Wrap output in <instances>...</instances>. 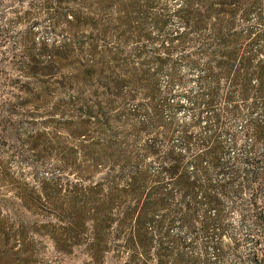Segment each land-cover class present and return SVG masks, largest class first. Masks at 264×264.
I'll list each match as a JSON object with an SVG mask.
<instances>
[{"label": "trees", "instance_id": "1", "mask_svg": "<svg viewBox=\"0 0 264 264\" xmlns=\"http://www.w3.org/2000/svg\"><path fill=\"white\" fill-rule=\"evenodd\" d=\"M94 1L100 13L115 14L111 23L90 25L98 34L106 38L115 26L124 39V28L136 23L134 38L148 40L139 22L154 0ZM67 15L63 17L68 22L78 19ZM172 19L177 29L170 33ZM155 22L156 47L162 52L156 55V88L153 83L147 88L152 97L156 95V119L165 107L182 106L161 92L157 73L172 50L193 45L197 46L193 54L204 61L196 77L202 91L190 104L203 108L208 130L199 131L201 121L196 118L174 134L156 135V193H150L156 199L148 196L141 204L112 213L118 200L136 194L137 174L128 188L109 193L100 202L92 191L72 194L64 207L66 217L59 219L62 226L50 236L58 250H67L63 246L68 242L82 245L91 239L86 243L89 252L101 263L112 252L114 257L127 253L123 264H145L138 263L139 256L150 253L154 243L156 264H264V0H156ZM91 50L97 53L94 46ZM103 53L118 62L116 52ZM37 63L28 57L25 66L30 74L37 73ZM190 63L200 65L197 58ZM120 65L116 69L104 62L83 76L94 84V104L84 103L81 109L84 126L92 119L106 124L107 110L124 112L125 102L135 98L130 83L139 85L144 73ZM168 83L179 84L181 79L172 74ZM169 138L176 139L158 145ZM86 143L84 139L81 144L88 152L95 144ZM89 155L95 165L107 158L97 151ZM50 189L41 183L39 200L55 195ZM155 211L156 225L149 231L148 216L154 217ZM22 252L25 249L0 247V264H26L14 258Z\"/></svg>", "mask_w": 264, "mask_h": 264}, {"label": "rangeland", "instance_id": "2", "mask_svg": "<svg viewBox=\"0 0 264 264\" xmlns=\"http://www.w3.org/2000/svg\"><path fill=\"white\" fill-rule=\"evenodd\" d=\"M82 1L0 0V247L25 249L14 258L26 264L125 263L127 253L114 257L112 252L97 262L86 244L91 239L82 245L68 242L63 246L67 250L56 248L50 231L58 233L62 226L59 219L66 217L63 211L70 196L92 191L100 202L107 194L128 188L137 174L136 194L118 200L112 213L117 215L119 209L138 201L141 204L148 196L156 199V194L150 195L156 193V135L174 134L180 125H190L196 118L201 121L198 130H208L203 108L190 104L202 91L196 77L204 61L193 54L197 49L193 45L172 50L157 73L161 92L182 106H167L156 119V95L152 97L147 88L149 83L156 88V55L162 52L156 47V0L139 22L148 40L134 38V30L139 29L136 23L124 28V39L115 26L110 36H101L90 25L111 23L114 12L100 13L94 0ZM65 14L78 19L68 22ZM168 29L170 33L177 29L173 19ZM93 46L97 53L92 52ZM106 50L116 52L118 62H111L103 53ZM28 57L38 61L33 75L25 66ZM193 58L199 66L190 63ZM104 62L116 69L122 64L126 71L144 76L139 85L130 83L135 98L125 102L124 112L107 110L106 124L92 119L84 126L81 109L84 103L94 104V84L83 76L99 70ZM172 74L181 83L170 86ZM84 139L89 143L83 145L95 144L88 152L82 148ZM153 150L155 154L149 152ZM96 151L108 160L95 165L89 153ZM43 182L55 195L39 200ZM154 213L146 223L149 231L156 225ZM155 249L153 243L138 263L156 264Z\"/></svg>", "mask_w": 264, "mask_h": 264}]
</instances>
